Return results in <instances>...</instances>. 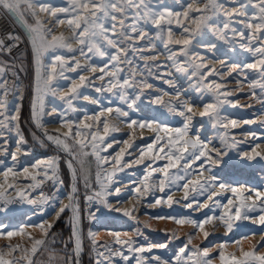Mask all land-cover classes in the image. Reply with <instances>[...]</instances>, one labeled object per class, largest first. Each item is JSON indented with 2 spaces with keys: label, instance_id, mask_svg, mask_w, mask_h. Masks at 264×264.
<instances>
[{
  "label": "snow or ice",
  "instance_id": "obj_1",
  "mask_svg": "<svg viewBox=\"0 0 264 264\" xmlns=\"http://www.w3.org/2000/svg\"><path fill=\"white\" fill-rule=\"evenodd\" d=\"M234 3H239V0H233ZM249 5H254L256 12L251 14L250 19L245 21L241 19L239 22L243 23L249 30V35L245 37L243 31L237 33L236 29L230 28V24L237 18L249 17L247 8ZM0 7L7 10L8 13L16 16V18L27 29L28 37L30 39L32 53L35 63V85L34 98L32 100V119L36 126L41 128L43 140L36 138L39 143L49 141L58 148L64 150L69 154L70 159L67 160V167L71 172V190L68 193L67 204H63L57 197H52L60 203L61 206L55 212L56 218L59 219L66 211H71V237L70 241L73 243L72 255L65 256L63 264H79V257L83 251V241L80 229V217L78 212V204L76 201V193L78 191L77 183V168L74 166V160H78L83 170L84 163L88 157H94L97 164L96 182L99 184V191H94L93 195L87 196L89 201L99 199L102 204L111 207L108 204L107 197L112 195H120V188H112L113 177L116 171H122L123 167H117L121 164L125 156V149L121 148L116 156L109 157L102 155V152L107 151L112 147L111 143L105 145L106 137L113 132L120 131L119 127L113 123L109 117L115 114V119H123L127 127L131 129L129 133L130 139L134 138L137 131L143 133L150 131L155 133L152 143H149L145 148L141 149L139 157L135 163L139 164L147 157L152 161L167 160L163 168L156 169L148 167L151 171L145 177H148L153 172L160 171L163 173L165 179L159 181V191L165 190V180L185 179V177H170L169 170L177 168L180 161H185L184 170L185 176H189L188 169L196 165L199 161V172L196 179H186L182 185L185 189L184 200H188L189 185H192L191 191L203 195L207 193L206 200L211 201L216 207L224 209L219 216H206L203 220H194L191 217H158L160 219H171L178 225L191 224L196 229L203 233L204 238L210 235L205 230V225L213 224V221L218 220L231 232L233 223L237 220L252 219L248 213L260 210L264 213V191L256 188H248L244 186L234 187L231 184L220 179L218 171H224L230 167L233 157L230 153H236L235 159L242 164L250 162H264V149L261 145L256 144L250 151H238V145L245 141H238L234 134L229 132V129L240 127V122L235 119H227L221 115V108L225 104H235L228 99L233 93L226 90L223 83L217 82L208 78L220 76L223 78V72L210 66V62L206 61L199 53L191 51L193 40L197 36H202L205 30L212 31L216 38L228 42L227 32L231 31L233 34L239 35L242 40L247 43H242L240 46L246 50L260 54V58L252 64L246 65L247 68L258 69L264 75V0H247V3H239V8H225V5L220 0H190L183 11H173L170 6L165 3V0H66L65 6L56 7L49 3H43L41 0H0ZM58 13L63 14L64 18L58 16ZM209 13H211L209 15ZM45 14L48 17L54 18L52 21H46L41 17ZM222 14L226 19L222 22V27L217 26L210 21L214 16ZM27 17L32 18V23H28ZM129 21H131L129 23ZM184 21H190L186 24ZM143 24H151L157 29L156 39L164 41V47L168 49L169 59L175 60L177 56L186 57V60L177 66V71L189 73V78L197 77V83L208 81L202 87H197V91L211 93L215 99L214 103H206L203 105V110L197 113L193 104L187 100H181V93L175 92L176 100L164 101L163 97L157 96L151 102L157 105H162L169 112L176 113L184 118L183 126L179 128L169 127L165 123H158L155 119H131L130 111H136V102L140 98L137 95L135 98L129 100L127 89L139 86L141 94L143 89H150L153 87L146 79L135 81L136 73H130L129 78H122L120 73L123 71L119 67L120 63L127 64L132 67L134 61L129 58V51L133 53L139 51L141 58L147 61H155L159 54L144 56L145 51L151 52L155 48L152 43V37L148 32L141 27ZM48 23H53L58 27L67 25L71 30V37H66L64 33L59 35L54 34L53 29L47 26ZM177 25L180 29V35L173 31L172 25ZM19 37L12 32L0 36V53H7L11 56L14 47H19L17 41ZM147 40L149 43L142 48L136 46V42ZM72 41L78 44L79 48H74ZM259 41L261 47L252 48L249 45L253 42ZM180 46L178 49L169 46ZM209 50L215 49L216 44L207 45ZM58 49H66L68 52H79V54L90 60L88 56L91 53L93 56L107 57V62L103 66L97 67L95 64L85 63L81 64L75 57L72 61L65 60L62 55H55L51 64H44V57L51 51L55 52ZM112 49L113 51H109ZM73 64L74 66H69ZM222 67L225 66L224 61H220ZM187 65V67L185 66ZM158 67V65H157ZM238 66L232 65L229 67L228 75H231ZM7 62L0 60V138L4 137L7 132L14 131L17 137V146L14 152L9 153L6 145L0 144V155H11L13 161L17 160V156L26 152L23 147L27 144L22 130L20 129V107L15 109V114L8 115L7 97L9 93L23 100L24 96L20 90V86L15 81L9 85L5 78L7 73ZM148 69L149 65L145 64ZM59 69V71H58ZM82 69L93 74L99 72L95 78L100 81H105L106 87H97L96 92H113L119 96V99L127 105L130 111L117 107L106 108L97 116L85 117V121L92 120L93 123L83 122L77 125V130H73L72 123L63 121V126L68 129L67 132L49 133L44 129L42 119L45 114L44 101L49 95L65 101L69 107H72L73 100L80 95L79 89L85 86V81L91 83L90 78L83 75L79 76L80 83L73 82L67 92H62L56 81L60 78L67 79L64 76V71H76ZM15 75V73H13ZM170 86L175 88L171 80H167ZM264 88V85H261ZM255 95V93H253ZM223 98V99H222ZM84 99H89L87 96ZM93 104L99 103L98 100L90 101ZM55 111V109H53ZM107 113V116H105ZM200 117H207L212 123L213 127L223 129L220 135V147H216L211 141L201 140L199 134L192 135V121L196 115ZM101 117H104L101 120ZM255 121L245 120L243 123L250 124ZM87 130L88 134L81 132L80 129ZM101 128L103 134H101ZM161 133L163 135H161ZM252 139H256L255 133L250 134ZM142 138V137H141ZM71 141V143L69 142ZM127 148L132 147V143L128 140L123 141ZM155 153V154H153ZM2 163V161H0ZM105 165H110L111 170L104 168ZM124 167L131 166L130 163H125ZM32 168L35 173L30 172L28 167H23L21 171H16L14 167H8L0 175L4 177L0 182V212L9 211V206L17 203L27 202L29 204H45L49 201V197L40 191L39 201L35 198L29 199L31 192L41 189L45 181H51L59 188L63 187V180L59 176V161L58 157H48L44 160L37 161ZM209 175L205 177L204 173ZM103 173V174H102ZM9 177L12 178L10 182ZM22 178V179H21ZM85 185H88V177L85 175ZM26 180L28 183L21 186L22 181ZM11 189L15 195H9ZM150 186L145 183L144 191H149ZM219 189V191H217ZM137 196H142L141 189H135ZM225 193H231V197L227 198V203H222L217 197H224ZM257 201L259 203H257ZM161 199H156L155 204H161ZM169 207L173 203H179V200H173L171 195L167 196L165 201ZM197 207L194 210L208 208V203H200L199 201H191L185 205L186 208H193V204ZM55 210V205H52ZM119 211V209H114ZM125 216H132V211L124 210ZM253 223L264 225V214H261L258 220H253ZM38 227L44 238L37 239L26 232L27 226L20 227L14 230H6V225H0V239L12 240L14 237H24L31 241L30 247L22 246L21 244H5L0 247V264H36L34 257L39 252L44 251V246L47 244L49 230L53 227L51 223H40L34 225ZM213 227L215 225L213 224ZM137 234L139 228L136 229ZM114 236V245H119V248H114L107 243L100 244L96 240V234L89 232V238L92 241L93 250L96 252L95 264H114V258L120 257L124 261H128L129 257L124 254L122 250L127 247L128 251L135 253H151L154 248L166 249L167 244L148 245L147 247L136 246V241L128 234L124 233L128 239H121L120 233H111ZM175 236V233H173ZM247 237H245L246 239ZM193 236H188V243L191 244ZM236 253L227 252V244L220 245L219 261L220 264H264V254L257 252V245H253L251 250H244L240 241ZM67 247V245H65ZM103 249V250H101ZM14 253H20L19 257L14 256ZM211 252L209 249H201L199 246L189 248L188 245L181 247L174 259L171 262L167 259H162L160 256L151 258L143 255L136 258V264H213L210 259ZM11 256V259L6 257ZM59 258L55 254L50 255V262L56 261Z\"/></svg>",
  "mask_w": 264,
  "mask_h": 264
},
{
  "label": "rangeland",
  "instance_id": "obj_2",
  "mask_svg": "<svg viewBox=\"0 0 264 264\" xmlns=\"http://www.w3.org/2000/svg\"><path fill=\"white\" fill-rule=\"evenodd\" d=\"M43 3H49L56 7L65 6L66 0H41ZM190 0H165V3L170 6L173 11H183ZM221 3L225 5V8L231 9L233 7L239 8V3H247V0H239V3H234L233 0H220ZM255 2V0H254ZM254 5H249L247 12L249 17L237 18L230 24V28L236 29L237 33L243 31L245 37L249 35V30L245 27L243 23L239 21L241 19L248 21L251 14L256 12ZM211 13H209L210 15ZM58 16L64 18L63 14L58 13ZM41 17L46 21H52L54 18L48 17L45 14H41ZM226 19L222 14L214 16L210 23L222 27V22ZM131 21H129L130 23ZM32 23V22H31ZM188 24L190 21H184ZM47 26L53 29L54 34L59 35L64 33L66 37H71V30L67 28V25L54 26L53 23H48ZM141 27L148 32L149 36L152 37V43L155 44V48L149 52L145 51L144 56L159 54L158 59L155 61H147L141 58V53L139 51L133 53L129 51V58L134 61L132 67L127 64L120 63L119 67L123 69L120 73L122 78H129L130 73L134 72L135 81H140L146 79L148 83L153 85L150 89H143L141 94V89L139 86L127 89L128 99L131 100L139 95V99L136 102V111H130L127 105L123 103L117 94L113 92L103 91L96 92L97 87H106L105 81H100L95 77L99 75V72L93 74L89 71L82 69H77L76 71H64V76L67 79L60 78L56 81L62 92H67L73 82L80 83L79 76L83 75L90 78L91 83L85 81V86L79 89L80 95L78 98L73 100L72 107H69L65 101H62L51 95L47 96L44 101V111L45 114L42 119V124L44 129L50 133H63L67 132L68 129L63 126V121H68L72 123L73 130H77V125L87 122L93 123L92 120L85 121V117L97 116L106 108H123L126 111H130L131 119H144L152 120L155 119L158 123H165L169 127L179 128L183 126L184 118L176 113L169 112L167 108L162 105H157L151 101L157 97H163L164 101L175 102V92L179 91L181 93L180 99L187 100L190 104H193L197 110H203V105L206 103H214L215 99L211 93L197 91V87H202L204 83L211 81L212 79L217 80V82L223 83L226 86V90L231 91L233 94L228 97L235 106L232 104H225L221 108V115L227 119H235L240 122V127L235 129H229L231 134H234L238 141H245L238 145V151H250L256 144L261 145V149H264V75L258 69L247 68L246 65L255 63L259 58L260 54L250 52L240 45L242 43H247L246 40H242L239 35L233 34V32L228 31V42L224 40H219L216 35L210 31L205 30L202 36H197L192 42L191 51L194 53H199L205 58L206 61L210 62V66H214L218 70L223 72V78L220 76L209 77L208 81L197 83L198 78H189V73H183L177 71V66L186 60V57L177 56L175 60L169 59L168 49L164 47V41L156 39L157 29L151 24H143L141 22ZM173 31L179 37L181 29L173 24ZM149 42L138 41L136 46L138 48L145 47ZM216 44V48L209 50L207 45ZM74 48H79L80 46L72 41ZM252 48L261 47L259 41L253 42L249 45ZM174 49H178L180 46H169ZM109 51H113L109 49ZM55 55H62L65 60L72 61L75 57L79 60L81 64L91 63L95 64L97 67L103 66L107 62V57L93 56L91 53L88 54L91 57L87 60L85 57L81 56L79 52H68L66 49H58L55 52H49L44 57V64H51L53 57ZM220 61L225 62V66L222 67ZM145 64L149 65V68H145ZM158 65V67H157ZM232 65H237L235 71L231 75H228L229 67ZM74 66L73 64L69 65ZM187 67V65H185ZM18 67L20 69V81L18 85L23 93V100L15 97L8 104V115H14L15 109L20 107V129H21V116L23 115L25 106L28 111V121L32 126L33 130L37 135L39 134L31 122V107L32 100L34 98V85H35V63L32 53V48L27 51V53L19 58ZM59 71V69H58ZM6 78V76H5ZM7 79V78H6ZM167 80H171L175 85V88L166 83ZM255 93V95H253ZM87 96L89 99H84ZM96 99L99 101L97 104H93L90 101ZM223 99V98H222ZM26 109V108H25ZM55 109V111H53ZM107 116V113H105ZM104 117H101L103 120ZM109 119L115 123L120 131L110 133L105 140V145L108 143L112 144L111 148L101 154L112 157L120 151L121 148L125 149V156L123 161L117 167H123L122 171H116L113 177V183L111 187L114 189L116 187L120 188V195L117 196L113 192L112 195L107 197L108 204L111 207H107L99 201V205L94 211L92 221L87 224L85 229L84 226L80 225L82 241H83V251L79 257V264H82V258L85 256L86 244L90 246L91 254L90 257L95 264L96 252L93 250L92 241L89 238V232L96 234V240L100 244L107 243L112 245L114 248H119V245H114V236L111 233H120L121 239H128L124 233H128L135 241L136 246L147 247L148 245H158L167 244L166 249L154 248L151 253L145 252L135 253L128 251L127 247L122 250L124 254L129 257L128 261H124L120 257L114 258V264H136V258L143 255L144 257H154L160 256L162 259H167L171 262L174 259L175 254L178 253L181 247L188 245L191 249L195 246H199L201 249L207 248L210 250L213 264H220L219 261V248L220 245L227 244L228 253H236L238 256L240 252L238 251L240 241L244 250H251L253 245H257V252L264 254V225L259 223H253V220H258L261 213L259 209L249 212L248 215L252 218L249 220H237L233 223V229L228 232L227 229L218 220L213 221V224L205 225V230L210 233L207 239L204 238L202 232L195 228L194 225L185 224L178 225L171 219H160L158 217H191L194 220H203L206 216H219L224 209L216 207L211 201L206 200L207 193L201 195L199 190L196 192L191 191L192 185H189L188 189V200H184L185 189L182 185L186 182V179H196L199 172V161L196 165H193L191 169H188L189 176H185L184 164L185 161H180L177 168L169 170L170 177H185V179H172L171 181L165 180V190L163 192L159 191V181L165 179L163 173L160 171L153 172L147 181L145 177L151 168L160 169L168 163L167 160H157L152 161L149 158H145L143 162L137 164L136 159L140 155L141 149L145 148L149 143L153 142L155 133L150 131H144L143 133L137 131L134 138L130 139L129 133L131 129L127 127V124L123 122V119H115V114ZM251 120L254 123L245 124L243 121ZM22 130V129H21ZM81 132L87 133V130L80 129ZM224 130L217 127H213L212 123L207 117H200L198 114L194 117L192 121V135L199 134L201 140L211 141L216 147H220V135ZM23 133V131H22ZM251 133H255L256 139H252ZM101 134L102 128H101ZM24 135V134H23ZM40 135V134H39ZM161 135H163L161 133ZM142 137V138H141ZM43 138V137H42ZM44 139V138H43ZM37 140V139H36ZM128 140L132 143L131 148L123 143V141ZM38 141V140H37ZM71 143V141H69ZM0 144L6 145L8 147L9 153L14 152L17 146V137L14 131L7 132L4 137L0 138ZM41 144V143H40ZM37 145V144H36ZM43 149V144L40 145ZM27 151L22 152L17 156V160L13 161L11 155H0V173L6 170L8 167H14L16 171H21L23 167H28L30 172L35 173V169L32 168L37 161L44 160L48 157H58L59 161V176L63 180V187L60 188L58 193V200L63 204H67L68 193L71 190V172L67 167V160L70 159L69 154L60 148L52 146L48 152L43 154H38L36 147H32L28 142L23 146ZM155 154V153H153ZM233 157L232 164L230 167L224 171H218L220 179L224 182L231 184L234 187L244 186L248 188H256L264 191V162H250L248 164H242L235 159L236 153H230ZM130 163L131 166L124 167L125 163ZM74 166L77 168L78 191L76 193V201L78 208L80 209L81 202L86 195H93L94 191H99V184L96 182V174L98 171L97 164L94 157H88L84 163L83 170H81V165L78 160H74ZM65 168L68 172L67 178L63 170ZM105 169L111 170L110 165H105ZM85 175L88 177V185H85ZM205 177L209 173H204ZM4 177L0 175V182H2ZM22 179V178H21ZM10 182L12 178L9 177ZM28 181L23 180L21 186H24ZM145 183L150 186L149 191H144ZM52 185L51 181H45L41 189L31 192L29 199L35 198L36 195L40 194V191L50 192ZM139 187L142 196H137L135 189ZM219 191V189H217ZM9 195L14 196L15 193L9 189ZM171 195L173 200H179V203H173L171 207L165 202L167 196ZM231 197V193H225L224 197H217L222 203H227V198ZM156 199H161V204H155ZM199 201L200 203H208L210 206L208 208H202L200 210L196 209L197 205L194 203L193 208H186L185 205L191 201ZM257 203H259L257 201ZM55 210L53 206L51 209H40L37 208L35 204H29L26 201L22 203H17L9 206V211L0 212V225H6V230H14L20 227L27 226L26 232L31 233V235L37 239L44 238L42 231L34 225L40 223H51L53 226L57 222L55 212L61 206L60 203L54 201ZM114 209H119L116 211ZM124 210L132 211L133 219L130 216H125L123 214ZM67 212V211H66ZM71 216L72 213L69 211ZM70 216V218H71ZM68 225L71 228L70 219H68ZM139 228V233L137 234L136 229ZM53 227L49 230V234ZM175 233V236H173ZM48 234V242L44 246V251L39 252L35 260L36 264H63L65 256L61 254L55 247L53 243H57L62 249H65V245L69 243L68 239H62L59 237L60 230H57L51 238ZM192 235V243H188V236ZM245 237H247L245 239ZM21 244L25 247L31 246V241L24 237H14L12 240L0 239V247L5 244ZM103 250V249H101ZM55 254L59 259L50 262V255ZM19 257L20 253L13 254ZM71 256V255H70ZM11 259V256L6 257Z\"/></svg>",
  "mask_w": 264,
  "mask_h": 264
},
{
  "label": "built area",
  "instance_id": "obj_3",
  "mask_svg": "<svg viewBox=\"0 0 264 264\" xmlns=\"http://www.w3.org/2000/svg\"><path fill=\"white\" fill-rule=\"evenodd\" d=\"M27 19H28V23L33 22L31 17H27ZM8 32L15 33L19 37V40L17 41L19 47L13 48L11 56H9L7 53H0V60H3L8 64L6 78L8 80L9 85H11L14 81L18 85V82L20 81V77H21L20 76L21 72L18 67V60L19 58L24 56L28 50H30L31 43L25 26L16 18V16L8 13L7 10L0 7V36H4ZM13 73H15V75ZM7 99L9 102H11L14 99L12 92L9 93ZM31 122L35 127V129L37 130V132L40 134V136L43 137L41 128H38L36 126L35 121L32 119V107H31ZM35 147H36V152L38 154L44 153L40 145H36ZM58 187H59L58 185H52L50 192H44V194L48 196L50 199L45 204H39V203L35 204L37 208L40 207V209L42 208L51 209V206L54 204L55 201L54 199L51 198L58 196V193L60 191V188L59 190H57ZM87 196L90 195H86L83 198L80 209L78 208L80 225L82 226L92 221L94 211L99 205L98 199L89 201L87 199ZM35 199L39 201L40 199H42V197H40V194H38L35 196ZM69 242L71 241L69 240Z\"/></svg>",
  "mask_w": 264,
  "mask_h": 264
},
{
  "label": "trees",
  "instance_id": "obj_4",
  "mask_svg": "<svg viewBox=\"0 0 264 264\" xmlns=\"http://www.w3.org/2000/svg\"><path fill=\"white\" fill-rule=\"evenodd\" d=\"M25 108H24L23 115L21 116V129L23 131L24 137L32 147L36 146V144L41 145L36 140V138H39L40 140H43V138L39 134L37 135V133H35V130H33L32 126L29 124L27 107L25 106ZM43 147H45V149H44L45 153L48 152L50 149H52V146L50 144H48L46 141H44ZM34 151H36V150L34 149ZM63 170H64L66 178H67L68 172L65 168H63ZM70 216H71V214L69 211L65 212L64 214H62L60 216V218L57 220V222L55 223V225L53 226V229L51 230V232L49 234L50 238H51V236H53V234L57 230H60V234H59L60 238L68 239L71 237V228L68 225V219H70ZM83 226L86 229L87 224H84ZM52 245L64 256L72 255L73 244L71 242H69L67 244V247H65V249H62L55 242ZM90 249H91L90 246L88 244H86V249H85L86 253H85V256H83V258H82V264H94L93 260L90 257V254H91Z\"/></svg>",
  "mask_w": 264,
  "mask_h": 264
},
{
  "label": "water",
  "instance_id": "obj_5",
  "mask_svg": "<svg viewBox=\"0 0 264 264\" xmlns=\"http://www.w3.org/2000/svg\"><path fill=\"white\" fill-rule=\"evenodd\" d=\"M48 132V131H47ZM50 133V132H49ZM44 138V137H43ZM46 141V140H45ZM48 144H50L51 146H53V147H56V148H58L57 146H55L54 144H52L51 142H49V141H46Z\"/></svg>",
  "mask_w": 264,
  "mask_h": 264
},
{
  "label": "bare ground",
  "instance_id": "obj_6",
  "mask_svg": "<svg viewBox=\"0 0 264 264\" xmlns=\"http://www.w3.org/2000/svg\"><path fill=\"white\" fill-rule=\"evenodd\" d=\"M4 216V215H3ZM3 216L1 215L0 218H3Z\"/></svg>",
  "mask_w": 264,
  "mask_h": 264
}]
</instances>
